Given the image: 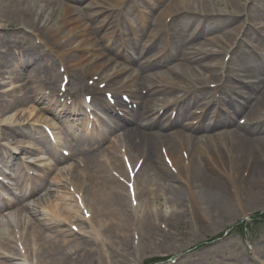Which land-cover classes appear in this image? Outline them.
<instances>
[{"label":"bare ground","instance_id":"obj_1","mask_svg":"<svg viewBox=\"0 0 264 264\" xmlns=\"http://www.w3.org/2000/svg\"><path fill=\"white\" fill-rule=\"evenodd\" d=\"M112 1L114 5L98 7L100 9L89 13L82 12L80 8L73 11L71 10V13L78 11L80 16L79 19L85 21V23L79 26L76 19L68 21V23L75 25L76 28L62 31L64 21L55 19L57 13L58 16H60V12L66 8L62 0H16L14 4L7 9H4L6 6H0V30L4 29L6 24L20 25L19 29L24 32L27 38L28 36H33L35 39L39 40L40 44H42L44 48H48V51H50L54 57L60 59L63 55L71 52V61L65 62L66 68L69 72H73L71 69L79 71V69L88 63L81 53L84 51L85 45H92V43L87 42L85 39L87 34L85 28L91 25L96 29L100 24H107L112 21L113 16L110 15V13L114 8L120 7L124 0ZM195 1L197 0H173V3L169 5L167 10L155 14L153 13L155 6L151 5L148 8V13L140 16L141 22L150 25L153 37L156 33L161 31L164 26L163 19L165 17H175L173 22L184 19L182 24L185 26H187L186 21L190 20L198 22V25L207 23L208 26L204 31L205 36L209 35L211 32L214 33L220 29L222 30L221 36L211 38L201 51L191 52V50L186 47V41H183L182 38L177 40L176 46L171 49L174 51L173 54L167 59L171 60L177 56L178 68L186 73L188 80L194 81L192 82L193 84L182 83L177 93L181 94L185 88H193L202 85L203 80H200L201 75L198 74V72H201L203 66L209 67L211 63L215 61L219 52L214 49H220V46L225 45L224 52L228 55L233 52L231 48L234 47L236 49L240 47V43H234L235 39L233 37L231 38L233 34L234 36H238V34L242 33L243 37L247 40L250 41V39H253L255 42H259V46H255L253 52H243V60H246V62H244V64H238V62H236L235 67L238 66V68L245 69L247 77L249 65H251L249 71L259 69L264 73V63L258 61L259 59H264V52L262 51L264 40L260 39V32L263 30L264 33V28H262V30L256 29L254 26L250 25V23H244L240 26L236 25L239 18H241L242 21H246L247 19L253 23L258 20L257 17L264 16V0H256L251 6L240 3L241 0H235L236 5L230 7L224 4L223 9H218L217 7L215 9H208L207 6L209 3L213 2V0H199L200 2H205L206 11L195 6L190 7L189 3H195ZM129 2H132V0ZM174 3V7H176L172 8ZM92 7L93 5L91 8ZM65 10H68V8ZM104 10H107L109 13L102 18V22L98 23L97 14ZM179 12H183V15L178 16L177 13ZM217 21L218 24L213 26ZM259 23L260 22H258L257 25ZM76 30L78 31L76 32ZM88 30H91V28L88 27ZM55 33L59 34L57 35ZM89 37L92 38L91 35H89ZM211 41L212 44L210 43ZM94 42L93 40V43ZM160 42L161 39H154L152 42L148 41L147 43L149 44L147 45L146 43L141 48L138 52V56L141 55L144 50L148 52L157 48ZM0 43H2L0 44V68L5 63H7L5 66L7 69L11 68L20 59L23 66H33L31 73H34L35 77L40 73L47 75L51 72L44 86L37 85L36 78L33 81H28V86H22V90L20 91V93L23 92V94H20L22 96L12 98L11 101H8L10 103L5 107L7 112L15 105L23 104L28 100L30 102H39L38 104L46 105V109L51 113H57L52 114L63 123H67L66 120L68 117H77V121L84 120L85 110L82 108L84 107L83 104L75 102L74 110L70 111L67 108H63L58 111L51 106L50 102H47V98L41 95V89L47 87L49 90L53 91L58 82V76L53 74L54 71L52 68L35 75V69L44 64L43 60L46 56L43 54V51H39L37 46L31 44V42H25L24 40L17 43L9 42L1 38ZM27 44L30 45L27 46ZM92 48L93 50H100L96 45ZM164 50L165 48L163 47L162 51ZM13 53L19 54L16 55ZM100 56L99 54H92L87 59H94L96 61ZM102 60L101 58L100 62ZM49 61H51V59ZM106 62L107 61L104 63L106 64ZM99 63H94L89 70L90 74L97 73L104 67V63ZM140 65H145V68H155L156 63L147 61L145 63H140ZM219 71L223 72L225 75L221 88L230 80L236 81L237 84L239 83L240 80L235 79L237 77L233 75L234 72L228 67L225 68L221 65ZM99 76L103 79L105 75L101 73ZM113 80L114 78L111 79V81ZM158 80L165 81V85H168V87L165 89H157L155 85L160 83ZM72 81L73 83H77L74 87H77L79 92L84 90L85 86L83 84H81V88L79 87L80 81L78 76L71 80L69 85L72 84ZM171 81L180 83V81L182 82L184 79H182L175 70L153 73L143 77L138 87L145 89L147 91L146 95L142 96L138 91L133 93V100L137 106L136 111L125 121L127 126L125 125L123 129H121L123 130L122 138L118 139L113 146L107 147L101 158L95 154H85L87 151L91 150L87 145L91 144L93 141L91 137H89V139L85 137L83 130L74 132V130L70 129L68 126L65 128L64 135L68 138L74 137L75 140H73V142L67 141L63 144L75 146L76 148L74 147L73 150L76 151H85L81 156L82 158L80 157L81 159L77 158L78 165L76 164L73 166L72 186L75 188L76 192L84 191L83 200L92 211L91 221L82 219L72 197L63 188L59 187H56V190H54L55 194L51 195L54 198L52 206L56 211L52 213L51 204H49L50 206H46L44 205V200H41L42 197L39 198L34 196L35 191H37L41 187L42 182H44L43 179H40L41 182L36 186V190L34 183L24 207L16 203L3 210L7 212L0 218V264H115L116 262H118V264H124V262H127L126 264H131L133 262L127 259L126 240L130 239L131 241L130 252L132 248V239H134L135 236L139 238L141 247H147V245H149V240L153 239L154 232H160L162 230L161 226H159L160 224L158 225L159 219H157L161 214L170 216V214L176 213L182 215V219H190V217L193 216V211L197 210L195 214L200 216L202 224L208 227L210 222L215 223L219 216L224 218L229 215L233 206H239V210H242L243 213L244 209L247 208L246 205L249 203L251 204L257 200H264V116L263 112L260 113L264 101V88L257 91L258 93L255 94L253 89L256 88L253 87L248 93L249 99L252 98L253 94H260L262 97L256 99V102L250 99L245 108L244 106H240L237 109V113L245 111V117L247 116L245 124L247 127H245V124L243 126L236 125L234 119H231L222 112H218L215 118L205 115L201 123L197 124L198 126H186L181 129L180 133H170L175 125L180 126L182 123L181 110L183 109V103L176 101L172 103V105L163 106L166 110L171 109V107L178 109V114L173 122H170V118H168L165 123H153L150 122L148 117L154 110L151 98L156 97V101L160 102L170 96L174 89V85ZM259 85H262L261 82L258 86ZM120 88H122L121 84H117L114 89L118 92ZM227 88L234 89L236 87L230 83ZM94 92L96 95L98 94L97 90ZM56 96L55 92L53 96L55 101ZM237 105L239 106L240 104L237 103ZM76 106H78L77 109ZM90 106H95L101 110L111 109V107L107 105L105 99L99 95L94 97ZM5 108L0 107V114ZM48 111L44 110V113ZM15 119H18V117L16 116ZM214 119L219 122L221 127H231V131L227 132L226 136L229 137V143L232 141L230 143L231 146L235 147L233 154L232 149H230L228 153L234 157L233 168L229 160L228 163L224 162V158L218 154H215L218 161L212 160L211 168L209 167L210 163L208 165L204 164L197 158L191 159L190 161L192 162L190 166H186L184 159L177 155L178 147L181 148L182 142V146H185L190 142L196 143L197 141L189 137L184 138L185 133L189 131L191 133H196L194 130L202 128L204 124L211 123ZM20 128V125L14 126L11 124H7L3 126V128L0 127V141L13 138L15 134L21 131L19 130ZM52 128L55 131L57 130L55 126H52ZM186 129L192 130L187 131ZM27 131H30V129ZM114 132L115 128L110 126V129L106 131L107 137L114 136ZM33 133H35L33 137L35 139L37 137L38 143H42L45 147L46 153L48 155H53L55 150L48 147L44 137L36 135V131H33ZM216 137L219 136L216 135ZM99 138H102L100 141L101 143L106 140L103 139L102 136H99ZM156 139H163L166 142L172 158V164L177 165L179 169L182 164L183 168L180 169L181 172L178 176L173 175L169 178L165 175L164 172H168L167 167L162 166L163 164L161 165L156 158L154 141ZM219 139L221 141V138ZM175 141H178L179 145H177ZM2 147L4 148L6 145L0 144V148ZM118 147L126 149V154L129 156L132 163H135L134 161L136 159L134 157H138L135 154H141L143 159L141 174L142 177L145 178L141 180V192H145L143 191L144 189L147 190L148 200H150V196L153 195L150 191L151 185L152 188H155L157 198L163 197V204H160L158 210L155 209V212L151 210L150 213H143L139 224H136V222L135 224L128 222L129 220L134 221L136 218H139L137 212L140 208L139 204L135 210H131L130 214L127 209L123 208L124 200L122 197L118 198V196L120 195V191L122 194L124 193V188L112 176V170L118 172L117 170L120 169L119 161L121 159H119L115 150V148ZM198 151L207 156H211L212 151L215 150L211 149V152ZM225 151L227 153V147ZM14 153H17V149L14 150ZM19 153L20 156H25L27 151L21 147ZM93 153H95V151ZM6 156H8V154H6ZM121 156L123 160L125 155L123 154ZM240 159H242V162ZM37 162L41 161L39 159L17 161L13 169L14 176L16 177L15 182L20 184L27 180L28 175L26 172L32 170L31 167H42V165ZM212 164L214 165L212 166ZM53 173H55L57 177H61L62 173L70 175L71 170L63 168V170H58ZM246 173L247 176L244 177ZM83 176L85 178H83ZM175 177L179 178L181 182L177 181ZM185 177L188 179L193 189L196 188V193H189L185 190ZM79 179L83 180V182ZM53 185L59 184L53 182ZM5 190L8 192L9 188ZM134 195L140 200V192L138 190H135ZM113 199H115V203H117V201L119 202V205L123 208L122 212L117 210L106 212L102 210L107 203H110L111 206H115ZM42 202L46 210L44 207L43 209H39V207L42 206ZM190 202L193 204L194 208L191 214L185 215V213L189 211ZM163 205L166 206L165 210H160V207ZM197 206L200 207L201 210H204V212H207V215L204 212L200 213V209ZM212 212L216 215L215 217H212ZM95 214H97L96 217ZM150 214L154 215V224L158 226L159 231L156 229L157 227L153 228L147 223L146 219ZM129 215H132V217H129ZM65 217L70 219V222H73L71 225L78 223V233L73 234L62 226V223L66 220ZM94 218L95 226L91 225L89 231L85 232L81 238L76 237L75 235L78 236ZM175 223V227L177 228L178 222L175 221ZM70 238L74 239L72 240ZM154 247L155 244L153 245V248ZM119 258L121 259L117 261ZM226 261L227 263L224 264L237 263L233 260ZM188 263L194 264L191 260H189Z\"/></svg>","mask_w":264,"mask_h":264},{"label":"rangeland","instance_id":"obj_2","mask_svg":"<svg viewBox=\"0 0 264 264\" xmlns=\"http://www.w3.org/2000/svg\"><path fill=\"white\" fill-rule=\"evenodd\" d=\"M16 0H0V6H6L4 9H7L11 7ZM94 0H86L83 4L87 5L90 2ZM98 3H96L98 6H102L100 0H96ZM112 1V0H109ZM126 3L123 5L125 6L124 8L130 13L138 11V12H145L143 6L140 5V0H133L129 4ZM224 2L229 3L230 5H236L235 0H213V2L209 3L207 6L208 9L212 8L215 9L216 7L218 9H223L224 8ZM249 0H241L240 3H246L248 4ZM70 7L74 8L75 6L72 3H67ZM205 2H200L199 0L194 2H191L189 5L190 6H196L201 8L202 10L206 11V4ZM122 6V8H123ZM117 15L114 11V16ZM134 15V14H133ZM72 17L76 18V15H72ZM258 20L264 19V16L262 17H257ZM126 20V25L129 24L130 22H135L137 21L134 18H130L125 16ZM125 20L122 21V23L125 24ZM255 21L256 23L258 22ZM249 22V20H248ZM253 22V24L255 23ZM243 24V21H241V18L238 19L237 26H240ZM252 23L251 25L254 26ZM126 25L124 27L126 28ZM147 26V25H146ZM20 25L17 24H6L4 29L0 30V37L3 40L9 41V42H17L19 41H25V42H31V44L37 46L39 48V51H43V53L46 57H44V64L37 67L35 69V75L39 74L40 72H43L44 70H49L51 68V65L53 67V70L56 74H61V70L59 68L60 66V61L57 60L55 57L50 56L48 54V51H45V48L40 45L39 40L35 39L32 36H27L24 34L23 31L20 29ZM65 29V27L63 28ZM221 29L214 32V34H209L208 36H205L204 32L202 33L200 43L204 45L205 43L208 42L213 37L221 36ZM57 34V33H55ZM235 38L234 34L231 36V38ZM0 38V39H1ZM238 42H240L239 46L241 47L239 49L236 48L231 55H227L224 60H223V52L224 49L221 46L219 50V54L216 57L215 61L211 63L209 67H203L201 73L206 75H203L202 77H205L206 79L208 76L215 78L217 76H220V73H217L219 70V65L225 64L226 67H230V64L233 63V65L238 62V64L243 63L244 64V51L242 50V47H244V38L243 35L240 33V35L236 38ZM212 44V41L210 42ZM2 44V43H0ZM30 45V44H29ZM27 44V46H29ZM197 48V47H196ZM234 48V47H233ZM232 48V49H233ZM207 49V48H206ZM203 50V48L200 49V51ZM234 52H236L234 54ZM50 57V58H49ZM67 56H63V61L69 60V57L66 59ZM48 59V60H47ZM51 59V61H49ZM47 61V62H46ZM71 61V60H69ZM46 62V63H45ZM177 58L174 61V65L177 64ZM238 67V66H237ZM5 68V69H4ZM33 66L32 65H25L23 66L20 62V59L14 66L11 68H6L4 65L0 68V93L3 91H7L6 89L7 85L12 84L11 86H14V89L17 88L18 86H21L22 83H25L28 81H33L37 80V75L36 77L34 76V73H31ZM85 68V67H84ZM83 68V69H84ZM81 70L75 71L71 69L70 78L71 80L75 79L76 76H78L80 79H84L85 82L87 79L90 78V76H87V70ZM156 69V68H155ZM163 69H160V71ZM244 70L243 68H238V71ZM6 71V74H3ZM237 71V72H238ZM38 72V73H37ZM10 73V74H9ZM31 74V75H29ZM41 74V73H40ZM32 77V78H31ZM39 79V77H38ZM264 79V78H263ZM40 80V79H39ZM42 80H46V76L43 75ZM60 80L57 82V88L56 90L58 91V84ZM211 82H215V80H211ZM8 83V84H7ZM262 85L256 86L254 88H259V89H253L255 91V94H257L259 90L264 88V80L261 83ZM10 87V86H9ZM13 89V90H14ZM71 94L74 95L75 97L78 96L74 92V83L72 84V87L70 88ZM11 92V91H9ZM8 92V93H9ZM12 95L16 96L19 93H17V90L13 91ZM6 93V92H5ZM48 93L45 92V94ZM84 94L81 93L79 96H82ZM91 96H94L93 93L89 92L88 93ZM7 94H5V97L0 98V105H4L5 107V99L7 98ZM262 95H254L252 96V101L256 102V99H260ZM264 97V96H263ZM28 102V101H27ZM19 108H15L12 110L13 112H10V115L13 113H19L23 111L24 109L29 108L30 105L28 103H23L22 106L18 105ZM263 112L264 116V101L262 104V108L260 110V113ZM10 115H6L2 118V122L5 123L7 117H10ZM242 115V114H241ZM36 118H40L38 115V112L36 113ZM39 126H45L44 123H38ZM37 127L40 131L41 128ZM247 127V125L245 126ZM43 133V132H42ZM30 140V139H26ZM90 147L91 145H87ZM223 148V147H221ZM219 152L221 151L220 148H218ZM222 152H220L221 155ZM156 154L158 155L157 151ZM219 155V156H220ZM159 157V155H158ZM213 161H218L217 157L211 156ZM160 159V158H159ZM199 159V158H198ZM209 159V158H208ZM227 158H224V162L226 161ZM210 160V159H209ZM209 160H205L206 164H209ZM242 162V159H240ZM159 162L161 160H158ZM218 163V162H217ZM244 163V162H243ZM162 164V162H161ZM214 164H212L213 166ZM211 168V164L209 166ZM164 173H167L165 171ZM244 176V175H243ZM247 176V173L245 174L244 177ZM79 177V176H78ZM47 185V183H46ZM48 186H45L47 195H49V198H47V195H45V200L46 201H54V198L51 196L52 194H55L53 191H50L48 193V189L46 188ZM56 190V189H55ZM43 192L41 193V195ZM122 196V195H121ZM154 197H157V194L154 193ZM120 198V196H118ZM117 198V199H118ZM115 200V199H113ZM116 202V201H115ZM115 206L117 208H111L110 204H105L107 207V211H112L114 209H120L123 211V208L119 205V202L115 203ZM158 204V203H157ZM126 203L123 204L125 207ZM247 208L244 209V212L242 213V210H239V206H233V208L230 210V214L227 215L226 217H218L215 223L209 224L208 227L204 226L201 222V217L197 216L195 212L197 210L193 211V216H189L190 219L188 218L187 222L186 221H180L181 216L179 215H173L171 214L170 216L166 218H162L160 216V220L158 221V225L161 226V231L160 232H154L153 239L149 240V245L145 248H139V251L136 253L138 259L140 261H137L138 264H141L142 262H145L147 259H152V258H160L163 259L162 263L160 264H189L188 261L191 260L194 262V264H213L216 262H225L226 260L230 261H235L240 264H264V222L263 223H257L259 221L256 217L257 215L261 214L264 212V200H257L253 203H249L246 205ZM198 207V206H197ZM151 208V207H150ZM200 209V207H198ZM106 210V208H103ZM204 212V210L200 209V213ZM207 215V212H204ZM185 214H191L190 212H187ZM212 217H215L216 215L212 212ZM148 218V217H147ZM162 218V219H161ZM149 221V220H148ZM175 221L178 222V227H175ZM129 222V221H128ZM248 225V231L244 235L243 232L241 231L242 225L243 224ZM157 227V228H156ZM153 228H156L158 231V226H154ZM74 239V238H70ZM125 241V240H123ZM127 242L125 243V246L127 245L126 250H130V239L126 240ZM155 244V248H153V245ZM123 247V246H122ZM129 256V254H128ZM121 259V258H119ZM127 262H124L126 264Z\"/></svg>","mask_w":264,"mask_h":264},{"label":"trees","instance_id":"obj_3","mask_svg":"<svg viewBox=\"0 0 264 264\" xmlns=\"http://www.w3.org/2000/svg\"><path fill=\"white\" fill-rule=\"evenodd\" d=\"M263 218H264V216H263Z\"/></svg>","mask_w":264,"mask_h":264}]
</instances>
